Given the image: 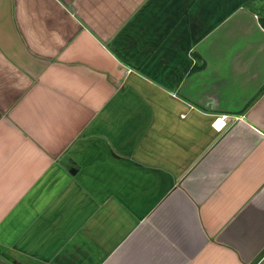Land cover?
Returning a JSON list of instances; mask_svg holds the SVG:
<instances>
[{
	"label": "crops",
	"instance_id": "crops-1",
	"mask_svg": "<svg viewBox=\"0 0 264 264\" xmlns=\"http://www.w3.org/2000/svg\"><path fill=\"white\" fill-rule=\"evenodd\" d=\"M264 0H0V264H264Z\"/></svg>",
	"mask_w": 264,
	"mask_h": 264
},
{
	"label": "trees",
	"instance_id": "trees-1",
	"mask_svg": "<svg viewBox=\"0 0 264 264\" xmlns=\"http://www.w3.org/2000/svg\"><path fill=\"white\" fill-rule=\"evenodd\" d=\"M263 20V24H264V19H262Z\"/></svg>",
	"mask_w": 264,
	"mask_h": 264
}]
</instances>
